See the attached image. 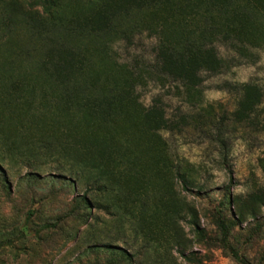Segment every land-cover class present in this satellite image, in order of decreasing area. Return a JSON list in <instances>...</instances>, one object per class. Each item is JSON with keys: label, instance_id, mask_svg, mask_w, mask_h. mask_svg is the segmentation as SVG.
I'll return each mask as SVG.
<instances>
[{"label": "rangeland", "instance_id": "obj_1", "mask_svg": "<svg viewBox=\"0 0 264 264\" xmlns=\"http://www.w3.org/2000/svg\"><path fill=\"white\" fill-rule=\"evenodd\" d=\"M0 264H264V0H0Z\"/></svg>", "mask_w": 264, "mask_h": 264}, {"label": "trees", "instance_id": "obj_2", "mask_svg": "<svg viewBox=\"0 0 264 264\" xmlns=\"http://www.w3.org/2000/svg\"><path fill=\"white\" fill-rule=\"evenodd\" d=\"M102 21L104 22V26H107L110 24V17L108 16H101ZM105 30L101 29L99 26L94 28V32L98 33V34H103ZM59 55V59L56 62V66L58 67H63V68H70V66L72 65V62L68 59H72L69 58L71 56L70 52L65 50V51H59L58 52ZM74 54L72 53V57ZM217 62V59L215 57V55L211 54L209 56L208 59H199L197 57H188L187 61H178L176 60L171 62V66H173L175 69H177V75L182 77V78H189L191 80H193V73L195 72L194 69L199 67V66H207L208 64H214ZM66 72V71H65ZM64 73V72H63ZM70 79V78H69ZM63 84V83H62ZM67 84H65L66 86ZM245 90V95L243 96L242 100L239 103V110L236 113V118L237 119H242L245 117L246 111L247 110H251L257 103L259 100V97L257 95V93H255L250 86H245L244 87ZM158 115V118L161 119V123H163V119L164 116L162 113H159L158 110L155 109V112H153V116L154 114ZM221 228H222V232H223V242L226 243L228 240V229L226 227V225L224 223H221ZM235 256L238 258V254H235Z\"/></svg>", "mask_w": 264, "mask_h": 264}]
</instances>
